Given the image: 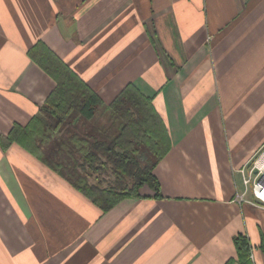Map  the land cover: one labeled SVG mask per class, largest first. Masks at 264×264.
<instances>
[{
    "label": "crops",
    "instance_id": "obj_1",
    "mask_svg": "<svg viewBox=\"0 0 264 264\" xmlns=\"http://www.w3.org/2000/svg\"><path fill=\"white\" fill-rule=\"evenodd\" d=\"M41 42L101 96L103 123L129 83L153 98L171 148L160 194L103 212L0 144V264H264V207L239 172L264 143V0H0V134L56 87L31 55Z\"/></svg>",
    "mask_w": 264,
    "mask_h": 264
},
{
    "label": "trees",
    "instance_id": "obj_2",
    "mask_svg": "<svg viewBox=\"0 0 264 264\" xmlns=\"http://www.w3.org/2000/svg\"><path fill=\"white\" fill-rule=\"evenodd\" d=\"M31 55L56 87L26 126L15 124L7 135L0 134L2 148L24 146L103 212L141 196L146 185L160 194L154 169L169 152L171 138L153 98L129 83L106 107L110 117L103 123L97 118L103 100L86 80L42 42ZM109 172L114 177L106 181L101 175ZM96 175L100 178L92 182ZM234 240L239 261L248 262L249 240L243 235Z\"/></svg>",
    "mask_w": 264,
    "mask_h": 264
},
{
    "label": "built area",
    "instance_id": "obj_3",
    "mask_svg": "<svg viewBox=\"0 0 264 264\" xmlns=\"http://www.w3.org/2000/svg\"><path fill=\"white\" fill-rule=\"evenodd\" d=\"M242 174L246 192L251 191L255 200H248L251 203L264 207V143L254 155L246 161L245 165L239 170ZM243 193L241 198L244 200Z\"/></svg>",
    "mask_w": 264,
    "mask_h": 264
},
{
    "label": "rangeland",
    "instance_id": "obj_4",
    "mask_svg": "<svg viewBox=\"0 0 264 264\" xmlns=\"http://www.w3.org/2000/svg\"><path fill=\"white\" fill-rule=\"evenodd\" d=\"M102 121H104V119H102ZM101 177L105 178L106 181H107V180H111L114 176L109 172V173H107V174L101 175ZM99 178H100V176L96 175V176H94V177L91 179V181H92V182H97V180H98ZM104 186H107V184L104 183Z\"/></svg>",
    "mask_w": 264,
    "mask_h": 264
}]
</instances>
